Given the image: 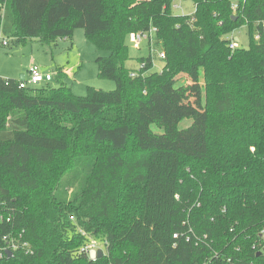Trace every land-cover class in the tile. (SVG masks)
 I'll use <instances>...</instances> for the list:
<instances>
[{
	"label": "trees",
	"instance_id": "trees-1",
	"mask_svg": "<svg viewBox=\"0 0 264 264\" xmlns=\"http://www.w3.org/2000/svg\"><path fill=\"white\" fill-rule=\"evenodd\" d=\"M176 1L0 0L2 35L57 44L82 29L116 83L80 97L0 77V264H264V0H182L191 15ZM243 26L249 47L232 50ZM153 28L164 67L150 51L134 78L127 40ZM200 65L203 110L166 89ZM20 235L33 254L10 256Z\"/></svg>",
	"mask_w": 264,
	"mask_h": 264
},
{
	"label": "rangeland",
	"instance_id": "rangeland-1",
	"mask_svg": "<svg viewBox=\"0 0 264 264\" xmlns=\"http://www.w3.org/2000/svg\"><path fill=\"white\" fill-rule=\"evenodd\" d=\"M236 3V2H235ZM182 9H174L176 15H191L195 12V4L192 1L178 2ZM1 38L9 41V46H0V77L18 79L20 75H27V70L33 65L38 66L45 73L53 75L51 86L65 85L70 87L77 96L84 97L88 93V87H94L103 91H114L116 83L99 77L96 59L109 54L97 50V48L85 37L82 29H77L71 39L59 40L57 44L42 42L39 39L17 42L12 38ZM232 42L236 41L240 48H248L250 44L249 29L243 26L235 30L227 37ZM131 60L126 64L133 71L140 69V58L150 55V48L144 42L141 49H134L127 40ZM158 52H154L153 72H160L164 62L160 60ZM152 53V52H151ZM63 72L59 74V71ZM28 81V78H26ZM27 86H32L29 81ZM167 91L180 104L191 105L200 110L205 108L204 76L202 66H197L191 73L180 75L172 84L166 87ZM192 125V120L185 119L179 124V130H185ZM85 130H94L93 125H85ZM155 133H162L157 127H152ZM91 152L94 149H90ZM100 252L105 253L103 244L96 241Z\"/></svg>",
	"mask_w": 264,
	"mask_h": 264
},
{
	"label": "built area",
	"instance_id": "built-area-1",
	"mask_svg": "<svg viewBox=\"0 0 264 264\" xmlns=\"http://www.w3.org/2000/svg\"><path fill=\"white\" fill-rule=\"evenodd\" d=\"M181 1L182 0H177L173 5V9H182L181 5L178 4V2H181ZM232 9H233L234 13L238 10L237 3L233 4ZM3 13H4V7H3L2 11L0 12L1 18H3ZM156 33H157V29H155V28L151 29L150 32L132 33L129 36L130 43L134 49H141V46L144 42H147V44L151 43V51H152V53H154L155 52L154 51V41H155L154 35ZM256 39H258V37ZM9 44L10 43L7 39L0 37V46H9ZM238 47L239 46H238L236 41L235 42L233 41L230 45V48L232 50H235ZM158 56H159L160 60L165 59V54L163 52L159 51ZM142 67H144V65ZM131 76L134 78L138 77V72L137 71L132 72ZM27 78H28L29 83L32 85V87L50 84L53 81V75L45 73L44 71H42V69H40L36 65H33L29 68ZM28 81L27 80L23 81L20 84L21 88H27L28 87L27 86ZM8 222H10V220H8ZM261 235H262V237H264V232H262ZM174 237L177 238L178 236L175 235ZM4 240L8 242L7 238H5ZM10 243H11L10 248L6 249V253H8L10 251L14 252L17 250H23L27 255L33 254V250L31 248V246L29 245V243L23 241L22 235H20L17 240L12 239ZM102 247L105 248V245H103ZM82 251L88 254L90 260L96 261L97 258H99V253L101 250L99 249L97 242L92 241ZM261 252L264 254V250ZM0 258H3V253H0Z\"/></svg>",
	"mask_w": 264,
	"mask_h": 264
},
{
	"label": "water",
	"instance_id": "water-1",
	"mask_svg": "<svg viewBox=\"0 0 264 264\" xmlns=\"http://www.w3.org/2000/svg\"><path fill=\"white\" fill-rule=\"evenodd\" d=\"M236 41H237V40H236ZM20 79H21V81H25V77H24V76H21ZM8 254L11 256V252H8ZM102 256H103V253L100 252V253H99V258H101Z\"/></svg>",
	"mask_w": 264,
	"mask_h": 264
},
{
	"label": "crops",
	"instance_id": "crops-1",
	"mask_svg": "<svg viewBox=\"0 0 264 264\" xmlns=\"http://www.w3.org/2000/svg\"><path fill=\"white\" fill-rule=\"evenodd\" d=\"M28 70H29V68H28ZM28 70H27V75H26V76H25V74H22V75H20V77H21V76H24V77H25V80H26V78L28 77ZM20 77L18 78L19 80H21ZM8 79H14V78H8ZM52 82H53V81H52ZM52 82H51V83H52Z\"/></svg>",
	"mask_w": 264,
	"mask_h": 264
}]
</instances>
